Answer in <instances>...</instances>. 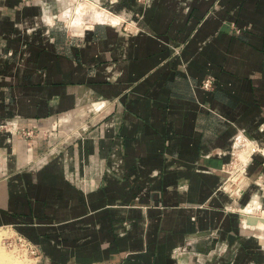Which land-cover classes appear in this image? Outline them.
I'll return each mask as SVG.
<instances>
[{
	"label": "crops",
	"instance_id": "crops-1",
	"mask_svg": "<svg viewBox=\"0 0 264 264\" xmlns=\"http://www.w3.org/2000/svg\"><path fill=\"white\" fill-rule=\"evenodd\" d=\"M99 2L61 17L120 22L71 32L0 0V228L36 264H264L220 188L236 134L264 144V0Z\"/></svg>",
	"mask_w": 264,
	"mask_h": 264
},
{
	"label": "built area",
	"instance_id": "built-area-1",
	"mask_svg": "<svg viewBox=\"0 0 264 264\" xmlns=\"http://www.w3.org/2000/svg\"><path fill=\"white\" fill-rule=\"evenodd\" d=\"M42 2L43 0H40V3ZM119 22L120 20H118L116 23ZM212 84L213 79L210 77L205 79L202 83L205 88L211 87ZM0 128H6V125L2 124L0 125ZM22 132L29 136L33 135L32 130H22ZM230 154L231 158L229 162L222 169L226 176L220 188L234 199L236 204L234 210L240 214H243L240 209L242 207L241 200L246 194H249V196L252 197H250L251 199L248 201V203L254 197H258L260 204L256 212L259 211L257 214H261V212L264 211V170H261L254 178H251V175L249 174V167L253 162L254 157L259 155L262 157V166L264 168V144L258 139L250 136L246 130H241L233 139ZM241 221L243 228L242 232H244L247 228H250L251 225L247 223L245 218H242ZM18 238L24 246L30 247L32 248V252H36L35 247L24 237L19 236ZM98 264L121 263L107 262Z\"/></svg>",
	"mask_w": 264,
	"mask_h": 264
},
{
	"label": "rangeland",
	"instance_id": "rangeland-1",
	"mask_svg": "<svg viewBox=\"0 0 264 264\" xmlns=\"http://www.w3.org/2000/svg\"><path fill=\"white\" fill-rule=\"evenodd\" d=\"M38 1V0H37ZM80 2H85L87 0H43L42 3L39 5L41 6L42 14L44 15V21L45 24L50 26H62L64 29H67L71 32H77L81 28V26L85 25L84 23H87L86 19L88 15L84 11H80L78 13H73V11L69 8V18L66 16H62L63 12L65 11L66 7L73 6L76 4H79ZM94 2L97 4L98 9H102L105 7L104 5L100 4L99 0H94ZM101 6V7H100ZM107 11L112 12L108 10V8H105ZM67 10V11H68ZM89 10H87L88 12ZM79 14V15H78ZM48 15L51 16V20L48 19ZM73 15V16H72ZM77 15V17L75 16ZM86 19V20H85ZM70 23H69V21ZM92 20V19H91ZM93 21V20H92ZM113 22H116L115 20H112ZM72 22V23H71ZM249 194H246L244 198L241 200V205L244 206L248 203V201L252 198H250ZM258 208V207H257ZM257 208H254L253 211L257 214ZM244 210H247V208ZM263 217L264 213L261 212V214H257V216ZM260 221V220H259ZM250 233L254 236H256L257 240L261 241L262 245H264V225L261 224L260 227H257L255 229H252ZM20 234H18L15 230L9 228V227H1L0 228V251L4 252L5 255H7V258L11 260L12 264H36V256H37V250L36 252H32V248L24 246L21 241L19 240Z\"/></svg>",
	"mask_w": 264,
	"mask_h": 264
},
{
	"label": "bare ground",
	"instance_id": "bare-ground-1",
	"mask_svg": "<svg viewBox=\"0 0 264 264\" xmlns=\"http://www.w3.org/2000/svg\"><path fill=\"white\" fill-rule=\"evenodd\" d=\"M80 3V1H79ZM94 4V3H93ZM91 5H88V4H80V5H77V7L75 8V12L73 13H78L80 11H84L86 13L89 12L90 14V18L93 20V21H98V22H103V21H112V20H115V17L112 16V15H108L102 11H98V12H91ZM96 7V6H95ZM87 10H89L87 12ZM100 10V9H99ZM107 12V11H106ZM83 13V12H82ZM80 12V14H82ZM79 15V14H78ZM83 15V14H82ZM73 16V15H72ZM77 17V15H75ZM88 19V18H87ZM90 19V20H91ZM86 20V19H85ZM70 23V21H69ZM72 23V22H71ZM259 200H258V197H254L247 205H244L242 206L240 209H241V212L245 215H250V216H254V217H258V218H264L263 217H259V215L257 216V214L253 211L254 208H259ZM244 208L247 210H244ZM257 208V209H258ZM264 213V211H262ZM263 224L264 225V222H262L261 220L259 221H256L254 224H250V228H257V227H260V225ZM0 264H12L11 260L7 258V255L4 254V252L0 251Z\"/></svg>",
	"mask_w": 264,
	"mask_h": 264
},
{
	"label": "water",
	"instance_id": "water-1",
	"mask_svg": "<svg viewBox=\"0 0 264 264\" xmlns=\"http://www.w3.org/2000/svg\"><path fill=\"white\" fill-rule=\"evenodd\" d=\"M242 218H245L247 220L248 224H254L256 221L261 220L262 222H264V218H258V217H254V216H250V215H245V214H241Z\"/></svg>",
	"mask_w": 264,
	"mask_h": 264
}]
</instances>
